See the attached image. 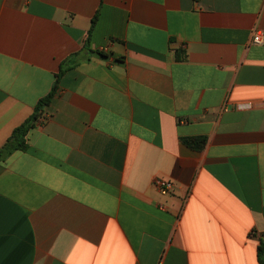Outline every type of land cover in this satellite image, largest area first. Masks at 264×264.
<instances>
[{
	"label": "crops",
	"instance_id": "0c3cea01",
	"mask_svg": "<svg viewBox=\"0 0 264 264\" xmlns=\"http://www.w3.org/2000/svg\"><path fill=\"white\" fill-rule=\"evenodd\" d=\"M256 31L264 0H0V148L61 74L0 161V264H260Z\"/></svg>",
	"mask_w": 264,
	"mask_h": 264
},
{
	"label": "trees",
	"instance_id": "16d2710c",
	"mask_svg": "<svg viewBox=\"0 0 264 264\" xmlns=\"http://www.w3.org/2000/svg\"><path fill=\"white\" fill-rule=\"evenodd\" d=\"M182 52L177 53L176 59L181 60L184 56L181 55ZM60 73L57 74L54 84L52 86L49 94L42 98L35 107L33 115L21 126L17 127L8 138V140L0 148V161L9 155L12 151L23 149L25 147V139L28 131L32 128L35 121L41 116V112L44 107H46L57 90L58 80L60 78ZM189 146L200 149L204 144L203 138H194L186 141ZM257 258L260 264H264V238H260L257 246Z\"/></svg>",
	"mask_w": 264,
	"mask_h": 264
},
{
	"label": "built area",
	"instance_id": "2783aa9c",
	"mask_svg": "<svg viewBox=\"0 0 264 264\" xmlns=\"http://www.w3.org/2000/svg\"><path fill=\"white\" fill-rule=\"evenodd\" d=\"M252 43L253 44H263L264 43V32L256 31L253 35ZM226 101L227 99H225V102L222 106V110L226 109ZM261 105L264 106V101L261 102ZM254 107H255V104L251 101L237 102L234 104V109L239 112L251 111L254 109ZM155 186L162 194H167L172 188L170 182L164 181V180H156Z\"/></svg>",
	"mask_w": 264,
	"mask_h": 264
}]
</instances>
